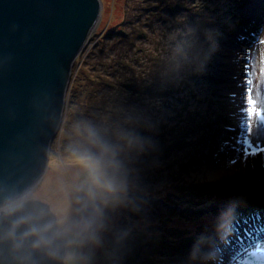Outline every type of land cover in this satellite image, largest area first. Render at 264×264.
<instances>
[{
	"label": "rangeland",
	"instance_id": "obj_1",
	"mask_svg": "<svg viewBox=\"0 0 264 264\" xmlns=\"http://www.w3.org/2000/svg\"><path fill=\"white\" fill-rule=\"evenodd\" d=\"M101 2L100 18L72 67L47 171L29 196L4 209L28 201L48 204L67 236L66 264H123V257L139 254L158 259L150 247L129 249L123 256L120 244L127 238L136 242L137 234L147 232L172 235L168 239L175 246L177 238L193 235L201 224L226 227L232 208L207 215L199 210L206 202L174 197L167 182L138 165L144 161L154 167L142 156L145 141L153 145L164 134L200 144L218 128L206 124L217 119L224 130L211 143L207 161L181 175L198 182L225 176L244 180L261 197L235 196L239 209L257 203L263 212L264 0ZM104 81L112 85L110 99L95 91ZM134 87L141 91L129 94ZM149 87L155 91L147 95ZM195 152L181 145L169 157L202 160ZM123 192L135 193L123 197ZM166 199L187 218L167 217ZM194 214L203 217L195 222L189 218ZM235 223V232L226 229L216 264H264V219L253 215ZM171 256L168 261L177 263Z\"/></svg>",
	"mask_w": 264,
	"mask_h": 264
},
{
	"label": "water",
	"instance_id": "obj_2",
	"mask_svg": "<svg viewBox=\"0 0 264 264\" xmlns=\"http://www.w3.org/2000/svg\"><path fill=\"white\" fill-rule=\"evenodd\" d=\"M101 0H0V264H66L46 203L25 202L48 168L74 61Z\"/></svg>",
	"mask_w": 264,
	"mask_h": 264
},
{
	"label": "trees",
	"instance_id": "obj_3",
	"mask_svg": "<svg viewBox=\"0 0 264 264\" xmlns=\"http://www.w3.org/2000/svg\"><path fill=\"white\" fill-rule=\"evenodd\" d=\"M97 88L100 89L98 90V95H100L102 98L105 99L109 98L107 95L109 94V90L112 88V85L110 83L105 81L101 82L99 83V86L95 87V91ZM133 90L135 91L130 90L129 92L132 91V93L129 94L137 95V92L141 91L140 89L135 87ZM154 91L155 90H153L152 88L147 89L146 94L147 95L152 94ZM117 94H119L120 98L123 100V93L117 92ZM220 122L221 121H218L216 119L214 124H210L211 123L210 121L208 122V124H206V128L211 129L213 127H218L212 131V132H216L218 135L220 131L224 130V128H221L222 125ZM145 134L148 133L145 132L142 133L141 135L139 134L138 135L141 137ZM157 138L158 139L156 141L152 142L153 145H151L150 143L148 144L146 143L147 141H145L146 150L143 151L144 153H142V156L145 157V160H147L146 158H148L153 163L154 167L152 168L149 166V163L142 161V163H139L138 165L144 167L145 169L144 173L149 176H153L151 174L156 173L160 181L162 179L164 180V182H167V185L170 187L169 189H171V191L174 193L173 196L179 198V200H183V201L189 200L191 203L206 202L205 207L199 209L201 213L207 212V215L211 213L215 214L218 213V210L221 208L223 209L232 208L231 214H229L230 222L226 224V227H223L220 230L209 227L205 229L206 227H204L201 224L199 226L200 231L197 230L194 232L193 235L187 236L186 238L184 237L182 241H180L181 240L180 238H177L175 246H172L171 245L172 243L168 239L172 237V235H168V238H163L160 235H157L156 233L155 234H148L147 232L139 233L137 234L138 237L136 242L132 240V238H127L126 240H123V244H120L121 249H123V256L129 254L127 252V250L129 249L133 250L134 252H137L140 250L143 251V248L146 249L147 247H150L154 249L153 255H156L158 259L155 258L153 259V257L141 258L142 255L139 254L138 257L136 256L127 257L126 261H124L125 258L123 257V264H129L128 261L131 259L136 260L140 264H173L171 263V261H168L167 259V257L168 256L170 257L171 255L172 256L174 255L176 257V258L173 257L174 260L177 261V263L175 264H216V259L218 257L219 251L224 248V243L226 244V242H223V240L227 237V231L229 229H233V224L235 223V221L246 220L249 216H253V215H255L256 218L264 219V211L263 212L260 211L259 208L261 207H259L257 203H254L250 206L242 205L243 208L239 209V207L241 206H239L236 203L238 202V200H235L234 197L237 195L241 197V195L243 194L245 196V193H247L249 195L246 197H250L253 200L260 198L261 194L256 193V189L254 190L253 187L250 186L248 187V185H245L246 182L244 180L236 182L233 176H225L222 179L213 182L187 181L182 177L181 174L185 172L189 166L200 165L204 163L203 161H207L206 158L207 153L205 152V147L207 146L209 140L207 137L203 139L201 138L202 142H200V144L198 143L191 144L187 140L182 142L175 138L168 139L164 134L159 135ZM168 140L170 144H168L169 143ZM181 145L184 146L189 145L191 152L194 149L196 150L195 152L196 155L199 154L203 156L202 160H200L198 157L197 159L195 157L194 158L190 157L192 159L190 161L188 160L189 158L185 161L170 160L169 157L170 152H172V150L177 147H181ZM156 157H159L160 162H158ZM168 160L170 161L167 162ZM257 183L259 182H255L254 187H259ZM246 188H248V190ZM134 193L135 192L132 193L123 192V197H130L131 194ZM254 193H256V195ZM166 196L168 195H164V196L161 195V198L163 199ZM166 202L171 206V208L168 209L167 212L165 213L167 217L187 218V215L185 214L188 213L187 212L184 213L183 210L176 209L177 208L176 203L171 202L169 199H166ZM226 203L229 205H226ZM231 204H234L235 207L231 206ZM262 209H264V205L262 206ZM191 212L195 213L196 211L192 210ZM248 212H250L251 215H247L246 213ZM202 217H203L202 214H194L193 216H189V218H193L195 222L197 220H200ZM227 228L228 230H226ZM194 249H196V252L193 257L192 254ZM157 254H159L162 257L159 258Z\"/></svg>",
	"mask_w": 264,
	"mask_h": 264
},
{
	"label": "bare ground",
	"instance_id": "obj_4",
	"mask_svg": "<svg viewBox=\"0 0 264 264\" xmlns=\"http://www.w3.org/2000/svg\"><path fill=\"white\" fill-rule=\"evenodd\" d=\"M64 111V110H63ZM208 138L209 140H208V144H207V146L205 147V152L207 153V152H210V150H211V143H214L215 142V140H216V138L218 137V135H217V133L216 132H214V133H209V132H207V134L203 137V138ZM50 186V185H49Z\"/></svg>",
	"mask_w": 264,
	"mask_h": 264
},
{
	"label": "snow or ice",
	"instance_id": "obj_5",
	"mask_svg": "<svg viewBox=\"0 0 264 264\" xmlns=\"http://www.w3.org/2000/svg\"><path fill=\"white\" fill-rule=\"evenodd\" d=\"M237 228H238V224L237 223H234L233 224V232H235L237 230ZM260 229H261V231H264V224H262L260 226Z\"/></svg>",
	"mask_w": 264,
	"mask_h": 264
}]
</instances>
